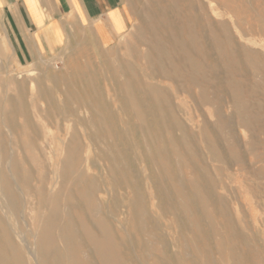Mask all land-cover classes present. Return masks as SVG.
Masks as SVG:
<instances>
[{
	"label": "rangeland",
	"instance_id": "1",
	"mask_svg": "<svg viewBox=\"0 0 264 264\" xmlns=\"http://www.w3.org/2000/svg\"><path fill=\"white\" fill-rule=\"evenodd\" d=\"M159 1L122 0L125 9L132 18V27L129 31L130 34L128 32L126 36L119 38L112 47L101 46L93 35L85 37L86 35L83 36L81 33H78L75 39L67 43L54 57L42 58L27 67H17L13 64L0 65V102H5L7 98L15 97L18 94L19 85L15 81L17 82L21 78L37 81V87L33 92L34 95L30 94L31 92L27 86L29 95L26 94L28 96H24L25 106L28 107L31 104V108L30 106L26 108L29 113V128L25 131V136L20 135L19 130L15 131L16 140L11 138L8 130H6L7 128L1 126L3 124L2 122H4V116L3 112H0V128L2 129L0 134V146H2V148L0 147V179L4 177L8 178L12 192L16 197L15 204L11 205L10 209L1 207L3 202L0 199V222L2 223V237H7L20 263L39 264V260H36L40 252L38 245L40 231L38 230H40L39 221L41 218L39 217H45L44 215L46 214V217H49V222L47 221L45 224L49 227L52 226L49 233L51 246L49 247L45 243L43 244L44 254H47V264H51V262L52 264H56L55 259L57 260V264H264V0H177L176 4V0ZM152 5H155V10L154 6L152 8ZM164 6L166 10L170 11H166ZM145 8H149L147 9L149 12ZM160 8L162 10L164 9L172 17L174 23V26H172L173 28L175 27V35H178L179 38L176 36L171 41V37H169V40L166 38L165 41L168 43L163 40L166 47H162L163 52L161 49L157 58V52L150 55V52L147 50V36L151 33H154L156 36L158 34L160 35L162 28L166 31V27L164 24L160 25L159 18L156 16V12L158 14L162 11ZM145 14L147 15L144 16ZM144 17L146 21L143 19ZM142 20L143 22L145 21L144 24ZM190 21L192 22L189 23ZM190 24L194 27L192 28ZM185 25L186 31L184 28ZM146 28H149V31ZM180 30L183 31L182 34H180ZM187 35L190 37H186ZM138 40L144 44L142 43L141 46ZM192 40H196V43H192L194 42ZM171 42L174 46H171ZM179 42L181 43L178 44ZM183 42L187 44L186 48L188 47L187 49H189L190 53L187 52L188 50H185V46L183 47ZM127 43H130V47ZM182 49L183 51H181ZM129 52L131 54L130 57L132 56L131 58L128 56ZM185 52H187L186 54L189 53L188 56L190 55L191 57H186ZM192 53L194 54L193 56ZM120 55H122V58L119 57ZM134 57H136V60H134ZM165 61L170 62H166L165 64ZM125 62L127 63L125 64ZM152 62L154 64H151ZM179 62L181 63L179 64ZM119 65L123 66V69ZM184 65L188 66L186 67ZM101 67L104 70H101ZM154 67L156 68L154 69ZM167 67L171 72L170 70L168 71ZM180 67L182 68L180 69ZM140 68L146 71L143 69L141 71ZM152 68L156 72L154 76L153 74L155 72ZM184 69L187 70L185 71ZM190 70L193 76L196 75L195 77L190 76L192 75ZM131 71L135 72L136 75L134 73L132 74ZM150 71L151 73L153 72L152 75ZM164 71L167 75L164 74ZM180 71L181 74H178V76L181 77L179 78L177 72L180 73ZM161 74H164L166 78ZM173 76H176V78H173ZM167 78H170V80L168 81ZM194 78L197 80L194 81ZM134 79L136 81L138 79L142 81L139 82L138 80L137 83ZM131 80L136 82L135 84L132 82L131 88L133 87V89L131 90L130 88L132 95L134 94L133 99H135V105L141 103L140 106L138 105L139 111L137 112L134 110V105H131V102L128 101L129 98L125 99L122 96H125V93H120L122 90L121 82L127 81L131 85ZM196 82H200L198 84L199 87ZM153 86L154 88H152ZM146 87L149 90L145 89ZM114 92L116 93L115 95ZM143 93H146L144 95L145 98L148 95L146 99L143 97ZM148 93H153L152 95L154 96L150 95V98ZM120 94L122 95L120 96ZM110 96L112 97L110 98L111 102H109ZM157 97L160 101L158 99L155 100ZM209 99L210 102L207 101ZM46 101L48 102L46 103ZM69 105L71 106L70 108ZM123 105L124 107H121ZM84 106L88 108L91 106V109L85 108ZM114 108L117 109L114 110ZM92 110L95 113L98 112L99 117L97 114L95 117V113ZM131 110L133 111L131 112ZM47 112H49L48 116ZM100 112L101 114H99ZM112 113L113 115L111 116ZM36 114L39 115L37 116ZM162 114L164 116H161ZM118 116H124V118L120 117L119 119ZM79 117H82V121H80L81 119ZM90 117H93V123H96V126L93 125ZM139 118L140 120H138ZM61 119L62 122L64 120V123H61ZM146 119L147 123H151L150 126L146 122L144 125L139 122ZM17 121L16 124L18 125L23 124L25 120L20 118ZM86 121L88 124L85 123ZM139 123L142 125L140 126ZM98 124L100 125L98 126ZM31 125L34 126L32 127ZM146 125H148L147 128ZM121 126H123V129H120L122 128ZM99 127L101 130L104 129V131L106 130L108 132L100 131ZM40 128L42 129L40 130ZM36 129L41 132H38ZM32 131L37 132H33V134ZM74 134L81 143V157L73 163V168L76 172L72 171V175L62 177V173L65 172L66 175V171L69 170L65 163L68 158L67 144H70ZM126 134H129V136ZM35 135L37 136L34 137ZM31 138H34L32 144ZM91 138L97 141L99 139L101 140L95 142ZM91 141L94 147L90 144ZM101 141H103L102 144L100 143ZM20 145L23 146L22 150L20 149L21 147H18ZM137 146L140 148L137 149ZM102 148L106 151L105 153ZM91 149L93 150L91 151ZM2 150H6V153H3ZM95 150L97 151L95 152L96 155L94 154ZM100 151L103 152L100 153ZM156 153H159L156 156L157 159L154 157ZM11 154H13V159L19 163V178L21 180H18L16 185L11 184L10 178L13 177H11V174L9 175L6 164V156H11ZM164 154L169 158H164L166 157ZM110 155L112 156L110 157ZM105 156L108 160L104 158ZM91 157L93 158L90 161ZM112 157L114 158L109 159ZM87 159L89 164L86 163ZM137 159L140 163L141 161L145 163L137 164ZM86 164L91 166H87ZM115 165L118 167L117 169ZM139 165L140 167L142 165L146 172H144L145 170L142 167L139 169ZM104 166L107 168L105 169ZM142 169L144 170L143 172L141 171ZM111 172L117 174L115 175ZM78 173L81 174L79 182L75 183L74 179ZM113 175L118 179H114L115 177ZM23 178H25V181H22ZM94 178H96V181H94ZM98 178L99 181H97ZM143 178L145 179L143 180ZM146 178L150 181H147ZM145 180L150 186L147 184L144 186ZM118 181L124 192L119 188ZM161 183L163 185H160ZM52 184L56 185L52 186ZM135 184L137 185L135 186ZM115 186L119 191L116 190L117 188ZM134 186L138 187L140 191L134 188ZM89 187L94 188V191ZM129 187L131 190H129ZM159 187L162 189V192H159L161 191ZM9 189L11 191V188ZM125 191L127 192L126 194ZM111 192L112 195H109ZM51 193L54 194L51 195V197L53 196L52 198L49 197ZM127 195L129 196L127 197ZM111 196L115 197L112 199ZM161 196H167L168 198H162ZM127 198L129 202L126 201L128 200ZM114 199L122 206L117 205ZM156 199L158 202H156ZM165 199H172L173 201L167 200L166 203ZM45 200H49V202ZM134 200L137 201L135 202ZM110 201L112 203L115 202V204L110 203ZM99 202L101 206H99ZM46 203L50 205L49 209L51 211L47 209L48 205ZM138 203H142V208L137 206ZM166 205H168L167 207L169 209ZM98 206L103 207V210ZM144 206H147V210L146 208L144 209ZM161 206H165L166 209H162ZM156 207H161L160 210L162 209V212L167 209L169 212L171 210V213H167L168 211H166L164 212L165 214L162 213L163 215H161L159 214L161 213L159 212V208ZM172 208H175V210H172ZM97 209L99 211L101 209L103 212L100 211L102 213H99ZM124 209H127L130 215ZM145 210L149 217L144 213ZM136 211H139L143 217ZM123 212L125 217L123 216ZM112 213L115 218L111 217ZM133 213L136 215L135 217H133ZM110 221L113 227L110 225ZM169 221L170 223H168ZM184 221L186 224H182ZM67 222H69L70 227V231L66 228L67 235L71 234L73 243L71 240H62L60 229L55 228L57 226H63V223L67 224ZM118 222L121 224L118 225ZM87 223L88 225L86 226ZM42 227L45 229L46 226ZM122 228L124 230L126 229L125 233L122 231ZM148 228L151 229L148 230ZM185 228L186 230H184ZM115 231L118 236L115 235ZM152 231H155V233L153 234ZM100 233L103 237L100 236ZM42 236L44 237V234ZM4 241L5 239L3 238L2 242ZM127 241L130 243L128 242L127 244ZM134 243L136 244L134 245ZM141 245L143 246L141 247ZM72 249L76 250L72 251ZM53 250L55 253H53ZM28 251L30 254L32 251L35 254L32 253L30 255ZM124 252L126 255H123ZM50 254L51 256H48ZM110 258L111 263H108V259ZM37 261L38 263H36Z\"/></svg>",
	"mask_w": 264,
	"mask_h": 264
},
{
	"label": "bare ground",
	"instance_id": "2",
	"mask_svg": "<svg viewBox=\"0 0 264 264\" xmlns=\"http://www.w3.org/2000/svg\"><path fill=\"white\" fill-rule=\"evenodd\" d=\"M160 1H162V0H160ZM159 1V2H160ZM172 1H174V0H172ZM172 1H171V3H172ZM188 1V0H187ZM149 2V1H148ZM151 2V1H150ZM155 2H158V1H155ZM163 2V1H162ZM177 3V0H176V2H175V4ZM159 4V3H158ZM188 4H190V3H188ZM187 4V6H189ZM196 4V3H195ZM147 5V4H146ZM150 5V4H149ZM160 5H162L161 3H160ZM191 5V4H190ZM151 6V5H150ZM153 6H154V10H155V5H152V8H153ZM157 6H159V5H157ZM175 6V5H174ZM173 6V7H174ZM168 7V6H167ZM169 7H170V5H169ZM193 8V7H192ZM146 9V8H145ZM147 9H149V8H147ZM146 9V10H147ZM164 9H165V6H164ZM162 10V8H160V10H162V11H160L158 14H157V12H156V16L159 18V21H160V25L161 24H164V26L166 27L165 29H166V31H164V29L162 28V31H160L161 33H160V35L158 34L157 36L154 34V33H151L150 35H148L147 36V50H148V52H150L149 54L151 55V54H155L156 52H157V54H156V57L158 58V54H159V51H161V49H162V52H163V46L164 47H166L165 46V44L163 43L164 41H165V39L167 38L168 40H169V37H171V39H170V41L171 40H173V38H176V36L178 37V35H175V31H176V29H175V27L173 28V26H174V23H173V20H172V17L166 12V11H170V10ZM145 10V11H146ZM152 10V9H151ZM188 10V9H187ZM143 11V10H142ZM148 11V10H147ZM153 11V10H152ZM198 11V10H197ZM149 12V11H148ZM143 13V12H142ZM153 13H154V11H153ZM152 13V14H153ZM173 14V13H172ZM147 14H145L144 16H146ZM196 15V14H195ZM137 16V15H136ZM152 16V15H151ZM155 15H154V17H156ZM174 16V15H173ZM221 16V15H220ZM142 17H143V15H142ZM143 19H145V17L143 18ZM192 19H194V18H192ZM191 19V20H192ZM190 20V19H189ZM145 21H146V19H145ZM144 21V22H145ZM156 21V20H155ZM195 21V20H194ZM137 22V21H136ZM142 22H143V20H142ZM144 22H143V24H144ZM147 22H149V21H147ZM146 22V23H147ZM192 21H190L189 23H191ZM151 23V22H150ZM180 23V22H179ZM188 23V24H189ZM195 23H196V21H195ZM176 24V23H175ZM185 24H186V22H185ZM187 24V25H188ZM134 25H135V23H134ZM133 25V26H134ZM146 25V24H145ZM148 25V24H147ZM173 25V26H172ZM184 25V24H183ZM182 25V26H183ZM195 25V24H194ZM214 25V24H213ZM140 25H138V27H139ZM157 26V25H156ZM164 26H162V27H164ZM180 26H181V24H180ZM190 26H191V24H190ZM70 27V26H69ZM136 27V26H135ZM141 27V26H140ZM158 27V26H157ZM179 27V26H178ZM186 27V25L184 26V28ZM192 27V26H191ZM194 27V26H193ZM192 27V28H193ZM156 28V27H155ZM181 28V27H180ZM188 28V27H187ZM134 29V28H133ZM141 29H142V27H141ZM146 29H148V31H149V28H146ZM183 29V28H182ZM189 29V28H188ZM151 30V29H150ZM184 30V29H183ZM190 30V29H189ZM192 30V29H191ZM217 30V29H216ZM143 31V30H142ZM141 31V32H142ZM181 31V33L180 34H182L183 33V31L182 30H180ZM185 31H186V28H185ZM137 32H139V31H137ZM136 32V33H137ZM141 32H140V34H141ZM144 33H145V31H143ZM179 32V31H178ZM191 32V31H190ZM189 32V33H190ZM128 34V33H127ZM127 34H123V36H126ZM129 34H130V32H129ZM133 34V33H132ZM177 34V33H176ZM179 34V35H180ZM186 34V33H185ZM184 34V35H185ZM188 34V33H187ZM195 35V34H194ZM119 36V35H118ZM134 36V35H133ZM192 36V35H191ZM135 37V36H134ZM139 37V36H138ZM144 37V36H143ZM186 37H190V36H186ZM186 37H184L185 39H186ZM129 38V37H128ZM136 38H137V36H136ZM179 38V37H178ZM194 38V37H193ZM138 39V38H137ZM146 39V38H145ZM127 40V39H126ZM164 40V41H163ZM182 40V39H181ZM190 40V39H189ZM135 41L137 42V40L135 39ZM134 41V42H135ZM139 41V40H138ZM169 41V42H170ZM188 41V40H187ZM192 41H194V42H192V43H196L195 41L196 40H192ZM140 42V41H139ZM165 42H167V41H165ZM176 42V41H175ZM182 42V41H181ZM181 42H179L178 44H180ZM189 42V41H188ZM190 42H191V40H190ZM189 42V43H190ZM248 42V41H247ZM132 43V42H131ZM141 43V42H140ZM143 43V42H142ZM142 43H141V46H142ZM168 43V42H167ZM184 43V42H183ZM182 43V44H183ZM188 43V44H189ZM128 44V43H127ZM130 44V43H129ZM128 44V45H129ZM135 44V43H134ZM144 44V43H143ZM173 43L171 42V46H174V45H172ZM177 44V43H176ZM176 44H175V47H176ZM185 44V43H184ZM183 44V47L185 46V48H186V46H187V44H185L184 45ZM132 45V44H131ZM168 45V44H167ZM194 46H196L195 44H193ZM192 45V46H193ZM140 46V45H139ZM170 46V45H169ZM180 46V45H179ZM129 47H130V45H129ZM174 47V48H175ZM182 46H181V48H183ZM132 48V47H131ZM134 48V47H133ZM136 48V47H135ZM188 48V47H187ZM185 49V50H188L187 52H189V49ZM129 50H130V48H128ZM178 49V48H177ZM179 49H180V47H179ZM184 49V48H183ZM183 49L181 50V51H183ZM193 49V48H192ZM191 49V50H192ZM143 50V49H142ZM167 50H168V48H167ZM119 51V50H118ZM128 51V50H127ZM131 51V50H130ZM178 51V50H177ZM176 51V53L178 54V52ZM146 52V51H145ZM173 52H174V50H173ZM187 52H185V54L187 53ZM193 52V51H192ZM165 53H167V52H165ZM190 53V52H189ZM188 53V54H189ZM128 54V53H127ZM134 54H135V52H134ZM133 54V55H134ZM145 54H148V53H145ZM188 54H186V57L188 56ZM108 55V54H107ZM115 55V54H114ZM130 52H129V57H130ZM168 55V54H167ZM179 55H180V53H179ZM194 54L192 53V56H193ZM122 55H120L119 57H121ZM148 56V55H147ZM183 56H184V54H183ZM115 57V56H114ZM124 57V56H123ZM132 57V56H131ZM130 57V58H131ZM143 57V56H142ZM144 57H145V55H144ZM189 57H191L190 55L188 56V58ZM117 58H118V56H117ZM122 58V57H121ZM120 58V59H121ZM127 58V57H126ZM140 58H141V56H140ZM115 59V58H114ZM113 59V60H114ZM142 59V58H141ZM146 59V58H145ZM149 59V58H148ZM163 59H164V57H163ZM184 59H185V57H184ZM123 60V59H122ZM132 60V59H131ZM130 60V61H131ZM134 60H136V57H134ZM164 60H166V59H164ZM168 60V59H167ZM175 60V59H174ZM186 60V59H185ZM116 61V60H115ZM119 61V60H118ZM129 61V63H131ZM138 61V60H137ZM153 61V60H152ZM162 61V60H161ZM179 61H180V59H179ZM193 61H195L194 59H193ZM133 62V61H132ZM134 62H136V61H134ZM166 62H168V61H165V64H166ZM170 62V61H169ZM168 62V63H169ZM182 62H184L183 60H182ZM190 62V61H189ZM255 62V61H254ZM120 63H121V61H120ZM124 63V62H123ZM127 62H125V64H126ZM137 63V62H136ZM167 63V64H168ZM172 63V62H171ZM181 62H179V64H180ZM185 63V62H184ZM191 63V62H190ZM224 63V62H223ZM122 64V63H121ZM120 64V65H121ZM124 64V65H125ZM151 64H154L153 62L151 63ZM159 64V63H158ZM178 64V63H177ZM80 65V64H79ZM119 65V66H120ZM141 65H143V64H141ZM156 65V64H155ZM154 65V66H155ZM160 65V64H159ZM173 65V64H172ZM189 65V64H188ZM187 65V66H188ZM101 66V65H100ZM132 66H133V64H132ZM163 66V65H162ZM164 66H168V65H164ZM170 66V65H169ZM184 66H186V65H184ZM186 66V67H187ZM195 66V65H194ZM55 67V66H54ZM118 67V66H117ZM117 67H115V68H117ZM121 68L123 67V66H120ZM124 67H126V66H124ZM146 67H148V66H146ZM146 67H144V68H146ZM153 67V66H152ZM157 67V66H156ZM156 67H154V69L156 68ZM183 67V66H182ZM182 67H180V69L182 68ZM84 68V67H83ZM135 68H137V67H135ZM158 68H160L159 66H158ZM168 68V67H167ZM189 68V67H188ZM123 69V68H122ZM141 69V68H140ZM143 69V68H142ZM142 69H141V71H142ZM149 69H151V68H149ZM153 68H152V70L155 72V70H154ZM162 69V68H161ZM160 69V70H161ZM165 69H166V67H165ZM172 69V68H171ZM5 70V69H4ZM101 70H104V68L102 69V67H101ZM107 70V69H106ZM117 70V69H116ZM121 70V69H120ZM132 70H134L133 68H132ZM144 70V69H143ZM157 70V69H156ZM159 70V69H158ZM163 70V69H162ZM161 70V71H162ZM170 69L168 68V71H169ZM185 70V69H184ZM187 70V69H186ZM185 70V71H186ZM192 70V69H191ZM191 70H190V73L192 74V72H191ZM260 70V69H259ZM135 71V70H134ZM140 71V70H139ZM144 71H146V70H144ZM166 71V70H165ZM165 71H164V74H166L165 73ZM115 72V71H114ZM132 72V71H131ZM137 72H138V69H137ZM170 72H171V70H170ZM197 72V71H196ZM195 72V73H196ZM44 73V72H43ZM102 73V72H101ZM135 74V72H132V74ZM143 73V72H142ZM150 73H151V71H150ZM153 73V72H152ZM152 73H151V75H152ZM173 73V72H172ZM183 73H186V72H183ZM194 73V72H193ZM96 74V73H95ZM103 74H105V73H103ZM122 74V73H121ZM146 74V73H145ZM156 74V72L153 74V76ZM164 74H161V75H163V77H165V75ZM178 74L180 75L181 74V71H180V73L179 72H177V76H178ZM33 75V74H32ZM99 75V74H98ZM107 75V74H106ZM136 75V74H135ZM143 75H144V73H143ZM147 75V74H146ZM145 75V76H146ZM167 75V74H166ZM174 75V74H173ZM186 75V74H185ZM190 75V74H189ZM104 76V75H103ZM120 76V75H119ZM130 76H131V74H130ZM157 76H158V74H157ZM190 76H193V74L192 75H190ZM196 76V75H195ZM195 76H193V77H195ZM254 76V75H253ZM55 77V76H54ZM101 77V76H100ZM126 77V76H125ZM161 77V76H160ZM179 77V76H178ZM177 77V78H178ZM181 77V76H180ZM179 77V78H180ZM99 78V77H98ZM104 78V77H103ZM116 78H117V76H116ZM144 78V77H143ZM148 78H149V76H148ZM159 78V77H158ZM166 78V77H165ZM164 78V79H165ZM171 78V77H170ZM170 78L168 79V81L170 80ZM173 78H176V76L174 77L173 76ZM178 78V79H179ZM119 79V78H118ZM117 79V80H118ZM182 79V78H181ZM184 79V78H183ZM187 79V78H186ZM193 79V78H192ZM195 80L194 81H196L197 79L196 78H194ZM207 79V78H206ZM15 80V79H14ZM100 80V79H99ZM106 80V79H105ZM122 80V79H121ZM135 80V79H134ZM139 80V82L140 81H142V80H140V79H138ZM138 80L136 81L137 83H138ZM166 80V79H165ZM175 81H177L176 79H174ZM256 80V79H255ZM50 81V80H49ZM54 81V80H53ZM108 81V80H107ZM135 81H132L131 80V85H130V83L129 82H127V81H124V82H121V88H122V90L120 91V93H125V96L124 95H122V94H120V96L122 95L125 99H128L129 98V100L128 101H130L131 103V105H134V110L137 112V111H139V106L141 105V103L140 102H138V103H140V104H138V105H135V99H133V95H132V92H131V90L133 89V87L131 88V86H132V82H134V84L136 83ZM167 81V80H166ZM184 81V80H183ZM194 81H193V83H194ZM208 81V80H207ZM18 82V83H17ZM15 81V83L17 84V85H19V90H18V94L15 96V97H9V98H7V100H5V102L4 101H2V102H0V112H3V116H4V122H2L3 124L1 125L2 127H5V128H7L6 130H8V132H9V135L11 136V138H14L15 140H16V138H15V131H19L20 130V135H24L25 136V134H26V132L25 131H27L28 130V128H29V124H28V118H29V113H28V110L26 109V108H28L31 104L30 103H28V104H30L28 107H26L25 106V104H24V96L25 97H27L29 94H28V92H27V86H28V89H29V91L31 92L30 94H33L34 95V90L36 89V87H37V81H35V80H32V79H19L18 81ZM65 82V81H64ZM146 82V81H145ZM174 82V81H173ZM185 82V81H184ZM188 82V81H187ZM192 82V81H191ZM29 83V84H28ZM66 83V82H65ZM89 83V82H88ZM142 83V82H141ZM176 83V82H175ZM200 82H196V84L198 85ZM4 84H6V83H4ZM8 84V83H7ZM51 84V83H50ZM133 84V86H135ZM140 84V83H139ZM153 84V83H152ZM157 84V83H156ZM66 85H67V83H66ZM138 85V84H137ZM143 85V84H142ZM157 85H159V84H157ZM194 85V84H193ZM9 86V85H8ZM7 86V87H8ZM57 86V85H56ZM68 86V85H67ZM195 86V85H194ZM11 87V86H10ZM38 87H39V85H38ZM138 87H140V86H138ZM144 87V86H143ZM147 87H148V85H147ZM147 87L145 88V89H147ZM198 87H199V85H198ZM41 88V87H40ZM130 88H131V90H130ZM136 88V87H135ZM150 88V87H149ZM152 88H154V86L152 87ZM162 88V87H161ZM103 89V88H102ZM106 89V88H105ZM139 89V88H138ZM137 89V90H138ZM144 89V90H145ZM49 90V89H48ZM109 90V89H108ZM135 90V89H134ZM143 90V89H142ZM147 90H149V89H147ZM154 90H156V89H154ZM3 91V90H2ZM41 91V90H40ZM44 91V90H43ZM50 91V90H49ZM146 91V90H145ZM153 91V90H152ZM162 91V90H161ZM165 91V90H164ZM180 91H182V90H180ZM116 92V91H115ZM114 92V95L116 94ZM135 92H137V91H135ZM142 92H144V91H142ZM146 92H148V91H146ZM150 92V91H149ZM155 92V91H154ZM6 94H7V92H5ZM46 93V92H45ZM44 93V94H45ZM100 93H102V92H100ZM26 94H28L27 96H26ZM52 94V93H51ZM66 94V93H65ZM136 94V93H135ZM146 94V93H145ZM144 93H143V97H144V95H145ZM149 94V93H148ZM153 94V93H152ZM151 93L149 94V96L150 95H152ZM165 94V93H164ZM43 95V94H42ZM108 95V94H107ZM106 95V96H107ZM127 95H129V96H127ZM31 96V95H30ZM45 96H46V94H45ZM71 96V95H70ZM109 96V95H108ZM148 96V95H147ZM147 96H146V98H147ZM152 96H154V95H152ZM42 97V96H41ZM44 97V96H43ZM72 97H73V95H72ZM75 97V96H74ZM136 97V96H135ZM53 98V97H52ZM110 98H112L111 96L109 97V102H111L110 100ZM114 98H116V96H114ZM138 98V97H137ZM145 98V97H144ZM145 98V99H146ZM150 98H151V96H150ZM153 98V97H152ZM167 98H168V96H167ZM192 98V97H191ZM217 98V97H216ZM29 99V98H28ZM69 99V98H68ZM72 99V98H71ZM98 99V98H97ZM108 99V98H107ZM156 99H158V97L157 98H155V100ZM41 100H43V99H41ZM73 100V99H72ZM76 101H77V99H75ZM114 100V99H113ZM116 100V99H115ZM138 100V99H137ZM150 100V99H149ZM154 100V99H153ZM155 100H154V102H155ZM159 100V99H158ZM157 100V101H158ZM29 101V100H28ZM68 101V100H67ZM125 101V100H124ZM140 101V100H139ZM160 101V100H159ZM208 102H210V99L209 100H207ZM206 101V102H207ZM32 103H33V101H31ZM38 102V101H37ZM48 101H46V103H47ZM63 102V101H62ZM73 102H74V100H73ZM72 101H71V103H73ZM79 102V101H78ZM78 102H77V105H78ZM82 102V101H81ZM112 102H114V101H112ZM118 102H119V99H118ZM180 102V101H179ZM178 102V103H179ZM182 102V101H181ZM45 103V104H46ZM53 103V102H52ZM69 103H70V100H69ZM74 103H76V102H74ZM90 103V102H89ZM104 103H106V102H104ZM114 103H116V102H114ZM113 103V104H114ZM124 103V102H123ZM129 103V102H128ZM127 103V104H128ZM214 103V102H213ZM62 104V103H61ZM121 104V103H120ZM126 104V103H125ZM157 104H159L158 102H157ZM180 104H182V103H180ZM179 104V105H180ZM258 104V103H257ZM63 105V104H62ZM82 105H85V104H82ZM90 105V104H89ZM112 105V104H111ZM122 105V104H121ZM50 106V105H49ZM72 106H74V105H72ZM76 106V105H75ZM119 106V105H118ZM126 106V105H125ZM128 106V105H127ZM130 106V105H129ZM137 106V107H136ZM144 106H146V105H144ZM149 106V105H148ZM214 106H215V104H214ZM62 107V106H61ZM71 106L69 105V108H70ZM81 107V106H80ZM85 107V106H84ZM83 107V108H84ZM93 107V106H92ZM96 107V106H95ZM113 107H115V106H113ZM121 107H124V105L123 106H121ZM30 108H31V106H30ZM64 108V107H63ZM85 108H88V107H85ZM84 108V109H85ZM89 108L91 109V106H89ZM88 108V109H89ZM127 108V107H126ZM125 108V109H126ZM131 108V107H130ZM142 108V107H141ZM157 108V107H156ZM215 108V107H214ZM55 109H56V107H55ZM62 109V108H61ZM66 109V108H65ZM68 109V108H67ZM79 109V108H78ZM81 109V108H80ZM93 109V108H92ZM96 109V108H95ZM100 109H102V108H100ZM99 109V111H101ZM117 108H114V110H116ZM124 109V108H123ZM150 109H151V107H150ZM50 110V109H49ZM72 110V109H71ZM75 110H76V108H75ZM82 110V109H81ZM86 110V109H85ZM119 110V109H118ZM117 110V111H118ZM121 110H122V108H121ZM120 110V111H121ZM165 110V109H164ZM218 110V109H217ZM35 111V110H34ZM39 111H40V108H39ZM59 111V110H58ZM70 111V110H69ZM88 111V110H87ZM92 111H94V110H92ZM133 110H131V112H132ZM194 111V110H193ZM52 112V111H51ZM72 112V111H71ZM79 112H81L80 110H79ZM78 112V113H79ZM90 113H91V111H89ZM199 112V111H198ZM48 113L49 112H47V116H48ZM53 113V112H52ZM57 113V112H56ZM62 113H63V111H62ZM66 113H69V112H66ZM86 113V112H85ZM94 113H95V111H94ZM98 113V112H97ZM97 113H95V117H96V114ZM111 113V112H110ZM109 113V114H110ZM123 113H124V111H123ZM215 113H217V112H215ZM235 113V112H234ZM34 114V113H33ZM71 114H73V113H71ZM87 114V113H86ZM99 114H101V112L99 113ZM116 114V113H115ZM133 114V113H132ZM134 114H136L135 112H134ZM153 114V113H152ZM2 115V114H1ZM37 115V114H36ZM39 115V114H38ZM37 115V116H38ZM41 115H43V114H41ZM89 115H91V114H89ZM88 115V116H89ZM103 115V114H102ZM113 115V113L111 114V116ZM124 115V114H123ZM204 115V114H203ZM51 116V115H50ZM64 116V115H63ZM71 116V115H70ZM82 116V115H81ZM97 116L99 117V115L97 114ZM126 116V115H125ZM161 116H164L163 114L161 115ZM73 117V116H72ZM94 117V116H93ZM93 117H90V119H91V122L93 123V120L94 119H92ZM101 117V116H100ZM119 117V119H120V117H123L124 118V116H118ZM126 117H128V116H126ZM133 117V116H132ZM189 117V116H188ZM3 118V117H2ZM20 118H23L25 121H24V123L23 124H16V121L18 120V119H20ZM59 118V117H58ZM77 118V117H76ZM80 118V117H79ZM82 118V117H81ZM80 118V119H81ZM134 118V117H133ZM143 118V117H142ZM176 118V117H175ZM63 119V118H62ZM62 119H61V123H64V120H63V122H62ZM69 119V118H68ZM98 119H100V118H98ZM106 119V118H105ZM105 119H104V121H105ZM127 119V118H126ZM76 120V119H75ZM74 120V121H75ZM89 120V119H88ZM97 120V119H96ZM110 120V119H109ZM111 120H112V118H111ZM117 120V119H116ZM125 120V119H124ZM123 120V121H124ZM138 120H140V118L138 119ZM2 121H3V119H2ZM80 121H82V119L80 120ZM90 121V120H89ZM100 121H101V119H100ZM103 121V120H102ZM103 121V122H104ZM123 121H120V122H123ZM127 121V123H129L128 122V120H126ZM155 121V120H154ZM18 122V121H17ZM99 122V121H98ZM97 122V123H98ZM103 122H102V124H103ZM139 122H141L143 125H144V123L146 122L147 123V119L146 120H144V121H139ZM79 123V122H78ZM85 123H87L88 124V122L86 121ZM84 123V124H85ZM166 123V122H165ZM32 124V123H31ZM73 124V123H72ZM86 124V125H87ZM96 124V123H95ZM94 123H93V125H95ZM101 124V123H100ZM100 124H98V126L100 125ZM101 124V125H102ZM106 124V123H105ZM108 124V123H107ZM141 124V125H142ZM147 124H149V126H150V124L151 123H147ZM21 125V126H20ZM62 125V124H61ZM79 125H81V124H79ZM104 125V124H103ZM114 125V124H113ZM139 125H140V123H139ZM140 125V126H141ZM32 126V125H31ZM34 126V125H33ZM32 126V127H33ZM88 126V125H87ZM96 126V125H95ZM104 126H106V125H104ZM115 126V125H114ZM128 126V125H127ZM147 126L148 125H146V128H147ZM152 126V125H151ZM75 127V126H74ZM81 127H82V125H81ZM85 127V126H84ZM107 127V126H106ZM122 128H120V129H123V126H121ZM125 127V126H124ZM168 127V126H167ZM229 127V126H228ZM245 127V126H244ZM37 129H38V127H36ZM100 128V127H99ZM101 128H103V126H101ZM101 128H100V131H104V129L103 130H101ZM105 128V127H104ZM108 128V127H107ZM114 128V127H113ZM251 128V127H250ZM31 129H33V128H31ZM30 129V130H31ZM36 129V130H37ZM42 128H40V130H41ZM90 129H91V127H90ZM141 129V128H140ZM143 129H144V127H143ZM148 129H149V127H148ZM173 129V128H172ZM245 129V128H244ZM1 128H0V134H1ZM35 130V129H34ZM45 130V129H44ZM85 130V129H84ZM99 130V129H98ZM38 132H41V131H39V130H37ZM36 131V132H37ZM46 131V130H45ZM90 131H93V130H90ZM97 131V130H96ZM106 131V130H105ZM104 131V132H105ZM110 131H111V129H110ZM124 131V130H123ZM130 131V130H129ZM147 131V130H146ZM149 131V130H148ZM33 132H35V131H32V133ZM35 132V133H36ZM106 132H108V131H106ZM114 132V131H113ZM7 133V132H6ZM88 133V132H87ZM101 134H102V132H100ZM126 133H127V130H126ZM149 133V132H148ZM34 134V133H33ZM42 134V133H41ZM46 134V133H45ZM80 134V133H79ZM98 134H99V132H98ZM125 134V133H124ZM181 134V133H180ZM183 134V133H182ZM19 135V134H18ZM17 135V136H18ZM37 135H38V133H37ZM37 135H35L34 137H36ZM97 135V134H96ZM123 135V134H122ZM126 135H128L129 136V134H126ZM131 135V134H130ZM33 136V135H32ZM40 136V135H39ZM42 136V135H41ZM47 136V135H46ZM87 136V135H86ZM93 136V138H94V135H92ZM99 136V135H98ZM101 136V135H100ZM194 136V135H193ZM20 137V136H19ZM18 137V139H19V141H20V138ZM45 137V136H44ZM87 137H89V136H87ZM96 137V136H95ZM104 137V136H103ZM114 137V136H113ZM10 138V139H11ZM42 138V137H41ZM47 138V137H46ZM82 138V137H81ZM132 138V137H131ZM34 138H31V144H32V140H33ZM40 139V138H39ZM88 139V138H87ZM92 139V138H91ZM94 139H96V138H94ZM94 139H92V140H94ZM98 139V138H97ZM102 139H104V138H102ZM115 139V138H114ZM129 139V138H128ZM22 140V139H21ZM37 140V139H36ZM35 140V141H36ZM84 140V139H83ZM83 140H81V141H83ZM99 140H101V139H99ZM98 140V141H99ZM132 140H133V138H132ZM95 142H98L97 140H94ZM93 141V142H94ZM104 141V140H103ZM103 141H101L100 143L102 144V142ZM108 141H111V140H108ZM122 141V140H121ZM130 141V140H129ZM135 141V140H134ZM174 141V140H173ZM5 142V141H4ZM11 142V141H10ZM85 142V141H84ZM112 142V141H111ZM131 142H133V141H131ZM1 143V142H0ZM20 143V142H19ZM26 143H28V142H26ZM35 143H37V142H35ZM92 143V141L90 142V144ZM99 143V144H100ZM129 143V142H128ZM9 144H11V143H9ZM21 144V143H20ZM29 144V143H28ZM93 144V143H92ZM91 144V145H92ZM98 144V145H99ZM100 144V146H102ZM134 144V143H133ZM170 144V143H169ZM197 144V143H196ZM1 145V144H0ZM90 145V146H91ZM97 145V146H98ZM113 145V144H112ZM132 145V144H131ZM138 145V144H137ZM10 146H12V145H10ZM67 146H68V158L66 159V161H65V163H66V166L69 168V170L68 171H66V175H65V172L64 173H62V177L64 176V177H67V176H69V175H72V171L73 172H76V171H74L75 169L73 168V163H74V161L76 160V159H78L79 157H81L80 155H81V151H82V149H81V143H80V141H78V139L76 138V135L74 134L73 135V139L71 140V142H70V144L68 145L67 144ZM89 146V145H88ZM93 146V145H92ZM134 146V145H133ZM1 148H2V146H0ZM18 147H21L20 149L22 150L23 149V146H18ZM87 147V146H86ZM94 147V146H93ZM96 147V146H95ZM107 147V146H106ZM110 147V146H109ZM113 147H114V145H113ZM117 147V146H116ZM197 147V146H196ZM91 148V147H90ZM111 148V147H110ZM133 148V147H132ZM135 148V147H134ZM140 147H138L137 146V149H139ZM166 148V147H165ZM31 149V148H30ZM88 149V148H87ZM103 149V148H102ZM106 149V148H105ZM136 149V148H135ZM147 149V148H146ZM253 149V148H252ZM1 150V149H0ZM34 150V149H33ZM32 150V151H33ZM93 149H91V151H92ZM104 150V149H103ZM133 150V149H132ZM166 150V149H165ZM10 151V150H9ZM14 151V150H13ZM89 151V150H88ZM111 151V150H110ZM131 151V150H130ZM138 151V150H137ZM137 151H135V152H137ZM140 151V150H139ZM2 152L3 153H6V150H2ZM12 152V151H11ZM10 152V153H11ZM95 152H97L96 150L94 151V154H95ZM101 152H103V151H100V153ZM106 151L104 150V153H105ZM115 152V151H114ZM132 152V151H131ZM134 152V153H135ZM1 153V152H0ZM2 153V154H3ZM24 153V152H23ZM89 153H90V151H89ZM99 153V152H98ZM111 153H113V152H111ZM118 153V152H117ZM149 153V152H148ZM163 153V152H162ZM161 153V155H163ZM167 153H168V150H167ZM180 153V152H179ZM88 154V153H87ZM110 154V153H109ZM109 154H108V157H109ZM120 154V153H119ZM13 154H11V156H6V161H7V168H8V173H9V175L11 174V177H13V178H10V181L12 182L11 184L13 185V184H17L18 183V180H21V178H19V163L17 162V161H15L14 159H13V156H12ZM25 155V154H24ZM93 155V154H92ZM96 155V154H95ZM102 155V154H101ZM135 155V154H134ZM149 155V154H148ZM152 155V154H151ZM155 155V154H154ZM157 155H159V153H156V155L154 156L155 158H156V156ZM165 155V154H164ZM91 156V155H90ZM89 156V157H90ZM112 155H110V157H111ZM139 156V155H138ZM166 156V155H165ZM182 156V155H181ZM197 156V155H196ZM24 157V156H23ZM32 157V156H31ZM30 157V158H31ZM34 157V156H33ZM121 157V156H120ZM163 157V156H162ZM168 156H166V157H164V158H167ZM200 157V156H199ZM27 158V157H26ZM25 158V159H26ZM87 158V157H86ZM93 157H91L90 158V161H91V159H92ZM104 158H106V156L104 157ZM114 157H112V158H109V159H113ZM122 158V157H121ZM127 158V157H126ZM142 158H143V156H142ZM154 158V159H155ZM160 158V157H159ZM169 158V157H168ZM33 159V158H32ZM34 159H35V157H34ZM107 159V158H106ZM139 159H140V157H139ZM144 159V158H143ZM152 159V158H151ZM150 159V160H151ZM153 159V160H154ZM157 159V158H156ZM233 159V158H232ZM235 159V158H234ZM1 160V159H0ZM98 160V159H97ZM105 160V159H104ZM108 160V159H107ZM152 160V161H153ZM168 160V159H167ZM89 161V162H90ZM112 161H114V160H112ZM115 161H117V160H115ZM138 163L137 164H139L140 162L138 161V159L136 160ZM151 161V162H152ZM155 161V160H154ZM206 161V160H205ZM26 163H27V161H25ZM24 162V163H25ZM96 162V161H95ZM106 162V161H105ZM144 162V161H143ZM142 161H141V163L140 164H142L143 163ZM33 163V162H32ZM35 163V162H34ZM64 163V162H63ZM86 163H88V159H87V162ZM94 163V162H93ZM111 163V162H110ZM115 163V162H114ZM113 163V164H114ZM117 163H118V161H117ZM125 163V162H124ZM145 163V162H144ZM214 163V162H213ZM62 164V163H61ZM89 164V163H88ZM91 164V163H90ZM98 164V163H97ZM100 164V163H99ZM98 164V165H99ZM112 164V165H113ZM119 164V163H118ZM117 164V165H118ZM126 164V163H125ZM152 164H154L153 162H152ZM87 165V164H86ZM101 165V164H100ZM104 165V164H103ZM103 165H102V170H103ZM157 165V164H156ZM180 165V164H179ZM207 165V164H206ZM62 166V165H61ZM87 166H91V165H87ZM114 166V165H113ZM127 166H128V164H127ZM144 166V165H143ZM146 166V165H145ZM144 166V167H145ZM32 167H33V165H32ZM54 167V166H53ZM93 167H94V164H93ZM115 167H116V165H115ZM141 167H142V165H141ZM140 167V165H139V169L141 168ZM147 167V166H146ZM62 168H63V166H62ZM98 168H99V166H98ZM104 168L106 169L107 167H105L104 166ZM110 168H111V166H110ZM118 167H116V169H117ZM143 168V167H142ZM0 169H1V167H0ZM56 169V168H55ZM64 169V168H63ZM91 169V168H90ZM144 169V168H143ZM141 170L142 172L145 170ZM153 169V168H152ZM32 170V169H31ZM31 170H29V171H31ZM33 170H36V169H33ZM38 170V169H37ZM113 170V169H112ZM156 170H157V168H156ZM21 171V170H20ZM49 171V170H48ZM57 171V170H56ZM96 171V170H95ZM181 171V170H180ZM32 172V171H31ZM60 172V171H59ZM91 172V171H90ZM89 172V173H90ZM117 172H119V171H117ZM121 172V171H120ZM144 172H146V170L144 171ZM55 173V172H54ZM109 173V172H108ZM112 174H115V173H113V172H111ZM129 173H131V172H129ZM129 173H127L128 175H129ZM141 173V172H140ZM33 174H34V171H33ZM93 174V173H92ZM100 174V173H99ZM117 174V173H116ZM115 174V175H116ZM143 174H145V173H143ZM147 174H149V172H147ZM57 175V174H56ZM80 173H78L76 176H75V179H74V182L75 183H78L79 182V178H80ZM115 175H113V177H115ZM201 175V174H200ZM35 176V175H34ZM59 176H61V175H59ZM108 176V175H107ZM148 176V175H147ZM96 177V176H95ZM112 177V176H111ZM125 177V176H124ZM109 179H110V177H108ZM123 178V177H122ZM127 178V177H126ZM137 178V177H136ZM149 178H150V175H149ZM95 180L94 181H96V178H94ZM108 179V180H109ZM112 179V178H111ZM114 179H116V177L114 178ZM113 179V180H114ZM118 179V178H117ZM116 179V180H117ZM130 179V178H129ZM145 178H143V180H144ZM177 179V178H176ZM25 181V178H23L22 179V181ZM55 180V179H54ZM106 180V179H105ZM127 180V179H126ZM132 180V179H131ZM136 180V179H135ZM134 180V181H135ZM146 180L148 181L149 179H147L146 178ZM145 180V185L144 186H146V181ZM38 181V180H37ZM93 181V180H92ZM97 181H99V178H98V180ZM150 181V180H149ZM55 182V181H54ZM59 182V181H58ZM112 182V181H111ZM110 182V183H111ZM119 182V181H118ZM128 182V181H127ZM160 182H161V180H160ZM93 183H95V182H93ZM115 183V182H114ZM130 183H131V181H130ZM150 183V182H149ZM157 183H158V181H157ZM163 183V182H162ZM160 184V185H163V184ZM196 183V182H195ZM112 184V183H111ZM116 184V183H115ZM125 184H126V181H125ZM155 184V183H154ZM54 184H52V186H53ZM56 185V184H55ZM54 185V186H55ZM92 185V184H91ZM94 185V184H93ZM104 185V184H103ZM137 184H135V186H136ZM148 186H150L149 184H147ZM61 186H62V184H61ZM98 186H100V185H98ZM105 186V185H104ZM111 186V185H110ZM112 186H114V185H112ZM118 186H119V188H121L122 189V187H120V182L118 183ZM134 186V188H137L138 189V187H135ZM165 186V185H164ZM57 187V186H56ZM59 187V186H58ZM108 186H107V183H106V188H107ZM116 187V186H115ZM127 187V186H126ZM155 187H156V185H155ZM166 187V186H165ZM164 187V188H165ZM9 188H11V191H10V189ZM34 188V187H33ZM90 188V187H89ZM105 188V189H106ZM113 188V187H112ZM111 188V189H112ZM117 188V187H116ZM146 188H148V187H146ZM150 188H153V187H150ZM215 188V187H214ZM90 189H92V188H90ZM99 189V188H98ZM101 189H102V187H101ZM100 189V190H101ZM127 189V188H126ZM143 189H144V187H143ZM149 189V188H148ZM158 189V188H157ZM159 189H161L160 187H159ZM167 189V188H166ZM47 190V189H46ZM45 190V191H46ZM93 191H94V188L92 189ZM96 190V189H95ZM99 190V191H100ZM117 191H119V189L117 188L116 189ZM116 190H114L115 192H116ZM129 190H131L130 189V187H129ZM139 191H140V189H138ZM147 190V189H146ZM151 190V189H150ZM44 191V190H43ZM98 191V190H97ZM112 191V190H111ZM155 191V190H154ZM168 191V190H167ZM51 192V191H50ZM103 192H104V189H103ZM108 192V191H107ZM122 192H124L123 191V189H122ZM142 192V191H141ZM147 192V191H146ZM159 192H162V189H161V191H159ZM165 192H166V190H165ZM33 193V192H32ZM47 193V192H46ZM97 194H98V192H96ZM105 193V192H104ZM109 193V192H108ZM118 193V192H117ZM127 192L125 191V194H126ZM144 193H145V191H144ZM148 193V192H147ZM154 193V192H153ZM163 193H164V191H163ZM162 193V194H163ZM44 194H45V192H44ZM53 193H51L50 194V196L49 197H51V195H52ZM63 194V193H62ZM116 194V193H115ZM138 194V193H137ZM149 194H151V193H149ZM157 194V193H156ZM160 194V193H159ZM161 194V195H162ZM227 194V193H226ZM29 195V194H28ZM54 195V194H53ZM57 195V194H56ZM93 195V194H92ZM105 196H106V194H104ZM108 195V194H107ZM109 195H112V192L109 194ZM108 195V196H109ZM139 195V194H138ZM137 195V196H138ZM165 195H167V194H165ZM169 195H171V194H169ZM197 195V194H196ZM24 196V195H23ZM118 196H119V194H118ZM129 195H127V197H128ZM132 196V195H131ZM134 196L136 197V195L134 194ZM143 196V195H142ZM148 196V195H147ZM156 196H158V195H156ZM163 196H164V194H163ZM163 196H161L162 198H168L167 196H165V197H163ZM200 196V195H199ZM42 197H44V196H42ZM45 197H46V195H45ZM53 197V196H52ZM51 197V198H52ZM112 197V196H111ZM113 197H115V196H113ZM113 197H112V199H113ZM154 197V196H153ZM196 197V196H195ZM47 198V197H46ZM56 198V197H55ZM116 198H118V197H116ZM140 198H142V197H140ZM146 198V197H145ZM150 198H151V195H150ZM160 198V197H159ZM170 198H171V196H170ZM0 199L2 200V206L1 207H4V208H8V209H10V206L11 205H13V204H15V201H16V197H15V194L12 192V187H11V185L9 184V181H8V178H6V177H4V178H2V179H0ZM48 199V198H47ZM50 199V198H49ZM123 199V198H122ZM128 199V198H127ZM132 199V198H131ZM136 199V198H135ZM143 199V198H142ZM37 200V199H36ZM43 200H44V198H43ZM111 200V199H110ZM140 200V199H139ZM149 200V199H148ZM160 200V199H159ZM164 200V199H163ZM166 200V199H165ZM167 200H169V199H167ZM167 200H166V203H167ZM170 200H172V199H170ZM169 200V201H170ZM45 201H47V200H45ZM50 201H52V200H50ZM56 201V200H55ZM77 201V200H76ZM111 201H113V200H111ZM110 201V203H112ZM114 201H115V199H114ZM126 201H128L129 202V199L128 200H126ZM131 201V200H130ZM135 201V200H134ZM137 201V200H136ZM135 201V202H136ZM141 202H142V200H140ZM139 201V202H140ZM154 201V200H153ZM168 201V202H169ZM173 201V200H172ZM41 202V201H40ZM47 202H49V200L47 201ZM116 202V201H115ZM115 202H113L112 204H115ZM122 202V201H121ZM124 202H125V200H124ZM124 202H122V204H124ZM133 202V201H132ZM156 202H158L157 201V199H156ZM164 203H165V201H163ZM45 203V202H44ZM120 203V202H119ZM149 203V202H148ZM155 203V202H154ZM165 203V204H166ZM171 203V202H170ZM17 204V203H16ZM37 204V203H36ZM41 205H42V203H40ZM79 204V203H78ZM81 204H83V203H81ZM111 204V205H112ZM116 204L117 205H119V206H122V205H120V204H118L117 202H116ZM126 204V203H125ZM130 204H132V203H130ZM137 204V203H136ZM135 204V205H136ZM140 203H138V205L137 206H140L141 208H142V206L143 205H139ZM143 204H145V203H143ZM172 204V203H171ZM170 204V205H171ZM18 205V204H17ZM23 205V204H22ZM46 205H48V208L47 209H49L50 207V205L49 204H47L46 203ZM116 205V206H117ZM129 205V204H128ZM145 205H147V204H145ZM169 205V206H170ZM45 206V205H44ZM85 206V205H84ZM99 206H101L100 205V202H99ZM98 206V207H99ZM118 206V207H119ZM127 206V205H126ZM163 206V205H162ZM161 206V207H162ZM168 205H166V207H167ZM172 206V205H171ZM52 207V206H51ZM161 207H156V208H159V210H160V208ZM173 207H175V205H173ZM43 208V207H42ZM99 208H102V210H103V207H99ZM112 208V207H111ZM117 208V207H116ZM115 208V209H116ZM127 208V207H126ZM146 208V210H147V206L145 207L144 206V209ZM163 208H165V206L164 207H162V209ZM168 208V207H167ZM217 208V207H216ZM40 209V208H39ZM83 209V208H82ZM81 209V210H82ZM84 209H85V207H84ZM106 209H110V208H106ZM121 209H123L122 207H121ZM128 209V208H127ZM127 209H124V210H126L127 211ZM132 209H133V206H132ZM137 209V208H136ZM153 209V208H152ZM161 209V210H162ZM166 209V208H165ZM164 209V210H165ZM169 209V208H168ZM168 209L167 210H165L164 212H166V211H168ZM225 209V208H224ZM50 210V209H49ZM98 210V209H97ZM101 209H100V211H102ZM135 210V209H134ZM134 210H132V211H134ZM138 210H139V208H138ZM146 210H145V214H146ZM159 211V212H161V213H159V214H161V215H163L162 213H164V212H162V211ZM172 210H175V208L173 209L172 208ZM178 210V209H177ZM51 211V210H50ZM49 211V212H50ZM83 211V210H82ZM99 211V210H98ZM99 211V213H102V212H100ZM105 211V210H104ZM115 211H117V210H115ZM141 211V210H140ZM143 211V210H142ZM154 211V210H153ZM8 212V211H7ZM48 212V213H49ZM108 212H109V210H108ZM136 212H139V211H136ZM135 212V213H136ZM176 212H178V211H176ZM9 213V212H8ZM45 213V212H44ZM95 213H97V212H95ZM126 213V212H125ZM144 213H143V215H144ZM157 213V212H156ZM167 213H171V210H170V212L168 211ZM52 214H53V212H52ZM110 214V213H109ZM116 214V213H115ZM121 214H122V212H121ZM127 214L128 215H130L129 213H128V211H127ZM126 214V216H128ZM159 214H158V216H159ZM165 214V213H164ZM172 214H173V212H172ZM43 215V214H42ZM106 215H107V213H106ZM139 215L140 216H142L141 214H140V212H139ZM147 216H148V214H146ZM178 215V214H177ZM187 215V214H186ZM192 215V214H191ZM13 216H14V214H13ZM45 217H42V216H40L39 218H41L40 219V221H39V228H40V230H38V231H40V238H39V241H38V245H39V248H40V252H39V256H38V258H36V260H39V264H47L46 263V259H47V257H46V255L47 254H44L45 253V251H43V244L45 243L47 246H51V244H50V241H51V237L49 236V233H50V231H51V229H52V226H48L47 224H45L47 221L49 222V217H46V214L44 215ZM58 216H61V215H58ZM57 216V217H58ZM67 216V215H66ZM100 216V215H99ZM104 216H105V214H104ZM123 216H124V212H123ZM136 215H134V213H133V217H135ZM138 216V215H137ZM167 216V215H166ZM205 216V215H204ZM231 216V215H230ZM10 217V216H9ZM23 217V216H22ZM107 217V216H106ZM105 217V218H106ZM110 217V216H109ZM111 217H113V218H115L114 216H113V213H112V215H111ZM110 217V218H111ZM117 217H118V215H117ZM125 217V216H124ZM143 217V216H142ZM149 217V216H148ZM169 217V216H168ZM180 217V216H179ZM1 218V217H0ZM47 218H48V220H47ZM52 218H53V216H52ZM86 218H87V216H86ZM138 218H139V216H138ZM138 218H136V219H138ZM166 218V217H165ZM172 218V217H171ZM176 218V217H175ZM209 218V217H208ZM22 219V218H21ZM58 219V218H57ZM107 219V218H106ZM121 219V218H120ZM148 219V218H147ZM163 219V218H162ZM167 219V218H166ZM165 219V220H166ZM2 220V219H1ZM7 220V219H6ZM59 220V219H58ZM116 220V219H115ZM114 220V221H115ZM126 220V219H125ZM183 220V219H182ZM212 220V219H211ZM210 220V221H211ZM87 221V220H86ZM113 221V220H112ZM118 221V220H117ZM128 221V220H127ZM136 221V220H135ZM139 221H140V219H139ZM166 221H168V220H166ZM66 222V221H65ZM88 222V221H87ZM109 222V221H108ZM111 222V221H110ZM129 223H130V221H128ZM128 222H127V224H128ZM189 222V221H188ZM94 223V222H93ZM119 223V222H118ZM168 223H170V221L168 222ZM179 223V222H178ZM183 223H185V221L184 222H182V224ZM1 222H0V226H1ZM44 224V225H43ZM71 224V223H70ZM110 224V223H109ZM121 223H119L118 225H120ZM123 224V223H122ZM127 224H125V225H127ZM137 224V223H136ZM139 224V223H138ZM148 224V223H147ZM186 224V223H185ZM245 224V223H244ZM88 225V223L86 224V226ZM110 225H112V222H111V224ZM117 225V224H116ZM117 225V226H118ZM129 225V224H128ZM140 225V224H139ZM139 225H138V227H139ZM173 225V224H172ZM42 226H46L45 227V229L42 227ZM72 226V225H71ZM74 226V225H73ZM84 226V225H83ZM101 226V225H100ZM137 226V225H136ZM149 226V225H148ZM150 226H152V224H150ZM179 226H181V225H179ZM185 226V225H184ZM219 226V225H218ZM92 227V226H91ZM97 227H99V226H97ZM112 227H113V225H112ZM116 227V226H115ZM120 227V226H119ZM121 227H123V226H121ZM141 227V226H140ZM38 228V229H39ZM56 229L57 228H59L60 229V231H61V239L62 240H71V242L73 243V237L71 236V234H68L67 235V230H66V228L70 231V227H69V222H67V224H65V223H63V226L61 225V226H57V227H55ZM63 228H64V230H63ZM100 228V227H99ZM105 228V227H104ZM127 228H128V226H127ZM144 228V227H143ZM153 228H155V227H153ZM180 228V227H179ZM178 228V229H179ZM184 228V227H183ZM187 228V227H186ZM186 228L184 229V230H186ZM19 229V228H18ZM44 229V230H43ZM84 229V228H83ZM94 229H95V227H94ZM145 229V228H144ZM149 229H151V228H148V230ZM233 229V228H232ZM243 229V228H242ZM96 230V229H95ZM100 230V229H99ZM104 230V229H103ZM112 230H114V229H112ZM142 230V229H141ZM148 230H146V231H148ZM153 230H155V229H153ZM181 230V229H180ZM183 230V231H184ZM188 230V229H187ZM38 231H35V232H38ZM76 231V230H75ZM74 231V232H75ZM83 231V230H82ZM94 231V230H93ZM97 231H98V228H97ZM106 231H107V229H106ZM121 231V230H120ZM122 231L125 233V231H126V229L124 230L123 228H122ZM143 231V230H142ZM171 231H172V229H171ZM178 231V230H177ZM183 231H180V232H183ZM235 231V230H234ZM245 231V230H244ZM58 232V231H57ZM114 232V231H113ZM153 232V231H152ZM223 232V231H222ZM246 232V231H245ZM39 233V232H38ZM73 233V232H72ZM99 233V232H98ZM102 233V232H101ZM100 233V234H101ZM139 233V232H138ZM146 233H150V232H146ZM155 233V231L153 232V234ZM184 233H186V232H184ZM22 234V233H21ZM35 234V233H34ZM44 234V237L42 236ZM85 234V233H84ZM96 234V233H95ZM180 234V233H179ZM99 235V234H98ZM115 235H117V233H116V231H115ZM157 235V234H156ZM3 236V234H2V226L0 227V264H22V263H20L19 262V260L17 259V257H16V255H15V253H14V248H12L11 247V243L8 241V239H7V237L6 236H4V237H2ZM9 236H10V234H9ZM65 236H67L66 238H65ZM100 236H102L103 237V235L101 234ZM118 236V235H117ZM129 236V235H128ZM128 236H127V238H128ZM143 236V235H142ZM148 236H149V234H148ZM184 236V235H183ZM56 237V236H55ZM70 237V238H69ZM94 237H95V235H94ZM133 237H135V235H133ZM144 237V236H143ZM152 237V236H151ZM2 238V239H1ZM3 238L5 239V241L4 242H2V240H3ZM26 238V237H25ZM35 238H36V236H35ZM96 238V237H95ZM119 238V237H118ZM207 238V237H206ZM223 238V237H222ZM74 239H75V237H74ZM130 239V238H129ZM141 239H142V237H141ZM160 239V238H159ZM11 240H12V237H11ZM35 240V239H34ZM77 240H79V239H77ZM118 240V239H117ZM132 240H134L133 238H132ZM146 240V239H145ZM208 240H209V238H208ZM232 240V239H231ZM22 241V240H21ZM20 241V242H21ZM24 241H25V239H24ZM27 241V240H26ZM36 241V240H35ZM34 241V242H35ZM64 242V241H63ZM106 243H108L107 241H105ZM128 242L129 241H127L126 243L128 244ZM133 242V241H132ZM131 242V243H132ZM13 243H14V241H13ZM37 243V242H36ZM68 243V242H67ZM130 243V242H129ZM24 244V243H23ZM27 244H28V241H27ZM66 244V243H65ZM64 244V245H65ZM136 243H134V245H135ZM177 244V243H176ZM180 244V243H179ZM210 244V243H209ZM22 245V244H21ZM37 245V244H36ZM75 245V244H74ZM251 245V244H250ZM17 246V245H16ZM29 246V245H28ZM27 246V247H28ZM33 246H34V244H33ZM57 246H58V244H57ZM82 246H83V244H82ZM133 246V245H132ZM137 246V245H136ZM143 245H141V247H142ZM164 246V245H163ZM162 246V247H163ZM180 246V245H179ZM22 247H23V245H22ZM31 247V246H30ZM85 247V246H84ZM125 247V246H124ZM177 247H178V245H177ZM196 247V246H195ZM34 248H35V246H34ZM76 248V247H75ZM133 248V247H132ZM167 248V247H166ZM37 249V248H36ZM66 249V248H65ZM68 249V248H67ZM85 249H87V248H85ZM143 249V248H142ZM141 249V250H142ZM18 250V249H17ZM34 250V249H33ZM38 250V249H37ZM36 250V251H37ZM69 250V249H68ZM67 250V251H68ZM74 250H76V249H74ZM73 249H72V251H74ZM87 250H90V249H87ZM125 250H126V247H125ZM177 250H179V249H177ZM218 250V249H217ZM31 251V250H30ZM35 251V250H34ZM78 251V250H77ZM94 251V250H93ZM180 251V250H179ZM178 251V252H179ZM29 252V251H28ZM62 252V251H61ZM95 252V251H94ZM32 253H34L35 254V252H33L32 251ZM32 253L30 254V252L28 253V254H30V255H32ZM48 253V252H47ZM53 253H55L54 252V250H53ZM63 253V252H62ZM74 253V252H73ZM84 253V252H83ZM27 254V255H28ZM36 254H37V252H36ZM52 254V253H51ZM51 254L50 255H48V256H51ZM59 254V253H58ZM77 254H78V252H77ZM147 254V253H146ZM164 254V253H163ZM72 255V254H71ZM123 255H126L125 254V252H124V254ZM34 256V255H33ZM55 256V255H54ZM82 256V255H81ZM36 257H37V255H36ZM57 257V256H56ZM72 257V256H71ZM75 257V256H74ZM33 258V257H32ZM60 258V257H59ZM64 258V257H63ZM35 259V258H34ZM74 259V258H73ZM32 260V259H31ZM48 260H50V259H48ZM163 260V259H162ZM168 260V259H167ZM52 261V260H51ZM55 263L57 264V260L55 259ZM60 261V260H59ZM59 261H58V263H59ZM126 261V260H125ZM128 261H129V259H128ZM139 261V260H138ZM76 262V261H75ZM130 262V261H129ZM161 262V261H160ZM36 263H38V261L36 262ZM78 263H80V262H78ZM108 263H111V258L110 259H108ZM49 264V263H48ZM51 264H52V262H51ZM61 264V263H60ZM166 264V263H165ZM169 264V263H168Z\"/></svg>",
	"mask_w": 264,
	"mask_h": 264
},
{
	"label": "crops",
	"instance_id": "3",
	"mask_svg": "<svg viewBox=\"0 0 264 264\" xmlns=\"http://www.w3.org/2000/svg\"><path fill=\"white\" fill-rule=\"evenodd\" d=\"M131 27L122 0H0V65L54 57L78 33L112 47Z\"/></svg>",
	"mask_w": 264,
	"mask_h": 264
}]
</instances>
